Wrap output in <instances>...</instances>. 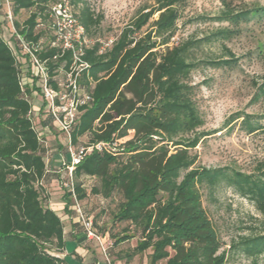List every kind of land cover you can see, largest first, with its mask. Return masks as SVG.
Instances as JSON below:
<instances>
[{
	"label": "trees",
	"instance_id": "trees-1",
	"mask_svg": "<svg viewBox=\"0 0 264 264\" xmlns=\"http://www.w3.org/2000/svg\"><path fill=\"white\" fill-rule=\"evenodd\" d=\"M58 1L11 0L18 31L28 41L43 39L38 55L46 60L54 87L58 70L69 69L72 61L70 50L50 46L48 12ZM69 1L92 38L103 14H97L86 0ZM182 1L156 0L157 6L133 18L111 47L101 52L96 41L86 49L84 59L90 66L79 84L93 99L78 107L71 142L77 146L88 136L85 146L117 145L111 151L88 153L73 169L72 182L79 201L88 191L107 198L120 194L114 217L140 231L135 251L152 249L150 264H225L226 252L203 205V190L212 193L226 185L264 213V163L252 172L196 164L191 150L208 133L199 131L204 120L189 76L199 64L234 67L238 58L231 50L227 55L231 58L197 61L193 51L203 44L231 40L242 23L264 17V6L238 8L224 2L219 14L205 17L228 25L170 46ZM23 11L29 14L19 21ZM1 12L5 14L3 0ZM150 23L152 30L143 34ZM163 45L164 51L157 49ZM20 64L0 32V264H69L59 256L66 246L63 220L43 202L46 145L35 127L33 103L20 81ZM254 88L252 102L264 101V77ZM238 121L247 134L264 131V113L237 111L225 124ZM130 131L133 137L120 143ZM90 178L96 181L88 187ZM68 197L72 199L69 189ZM232 248L252 257L264 254V227L242 236Z\"/></svg>",
	"mask_w": 264,
	"mask_h": 264
},
{
	"label": "rangeland",
	"instance_id": "rangeland-1",
	"mask_svg": "<svg viewBox=\"0 0 264 264\" xmlns=\"http://www.w3.org/2000/svg\"><path fill=\"white\" fill-rule=\"evenodd\" d=\"M86 2L97 14L104 16L100 25L93 29V39L116 36L142 10L157 6L156 0H86ZM224 2L238 8L264 6V0H183L178 5L179 19L174 35L176 39H171L169 45L176 44L178 38L179 42L188 38H201L228 25L205 17L219 14L225 6ZM72 10H76V7H72ZM28 14V11H23L19 21ZM158 15L159 12L154 14V18L156 19ZM7 25L8 22L1 12L0 32L7 42L13 43ZM150 30L151 23L144 27L143 34ZM157 49L164 51L165 46H159ZM228 50L238 58L234 67L215 68L199 64L190 73L189 82L193 86L194 100L204 120L199 131L208 133L191 152L197 156V165L207 167L227 165L252 172L259 164L264 163V131L247 134L240 128V121L231 125L225 123L227 118L237 111L264 113V101L252 102L254 84L264 77V17H252L242 23L241 31L231 40L203 44L195 48L193 58L196 61L219 57L231 58L227 56ZM19 57L23 65L24 55L21 52ZM59 75L64 74L60 72ZM29 90L30 101L39 108V111L34 112L35 127L46 145L48 172L42 181L45 189L43 202L56 208L54 210L62 217L64 226L68 227L72 225V219L67 218L64 210L59 207L64 200L73 205L72 199L68 197L67 187L70 174L68 166L71 162L67 137L52 120L37 85L34 83L33 88ZM132 137L133 131H130L128 136L119 142L122 143ZM88 140V136H84L78 145H85ZM174 148L175 146H171V149ZM95 181L90 178L86 181L87 186H91ZM88 192L89 195L80 200V203L86 216L93 219L97 232L102 235L104 246L107 247V256L96 239L86 237L85 244L90 250L87 263L150 264L152 249L142 253L135 251L141 237L140 231H136L134 225L129 222L118 221L114 217L118 211L120 194L114 193L112 197L107 198ZM202 202L221 239V250L226 252L225 264H264V254L252 257L232 248V244L242 236L263 230L264 213L259 212L249 199L240 196L226 185L218 186L212 193L203 190ZM72 210L67 208L66 213L76 218L75 209ZM126 229L128 231H125ZM123 236L130 237L115 243Z\"/></svg>",
	"mask_w": 264,
	"mask_h": 264
},
{
	"label": "built area",
	"instance_id": "built-area-1",
	"mask_svg": "<svg viewBox=\"0 0 264 264\" xmlns=\"http://www.w3.org/2000/svg\"><path fill=\"white\" fill-rule=\"evenodd\" d=\"M3 2L5 4L4 17L8 22L7 28L13 38V43L8 41V44L18 60L20 59V52L24 55V59L22 60L24 61L23 65L20 64L21 84L25 88V91H27L26 96L28 98L30 93L29 89L33 88L34 83L37 85L43 99L46 101L47 111L52 120L66 135L67 148L71 157V162L68 166L70 180L67 183V187L72 192L73 208L76 211L78 222L81 224L87 238L96 239L102 245V251L107 256V247L104 246L102 235L95 229L93 219L86 216L80 201L75 195L72 174L75 166L88 153L94 149L114 150L117 142H98L90 146H75L71 142V131L78 115V107L89 104L93 99L92 95L84 91L79 84L81 74L88 70L90 66L84 59L85 51L88 47L94 45L96 41H99L101 43L100 51L102 52L113 45L116 36L112 35L106 39L90 38L84 26L72 10L73 6L69 0H59L53 4L48 12V30L51 35L50 46L59 47L63 51L70 50L72 58L69 69L58 70V74L54 77L57 79L56 87H54L50 83L51 76L47 62L38 55V51L42 48L43 39L37 42L26 40L24 35L15 26L11 0H3ZM172 39L175 40L176 37ZM178 43L179 38L176 41V44ZM13 45L18 48L17 51ZM60 72H63L64 75L60 76ZM35 111H39V108H36V106H34Z\"/></svg>",
	"mask_w": 264,
	"mask_h": 264
},
{
	"label": "crops",
	"instance_id": "crops-1",
	"mask_svg": "<svg viewBox=\"0 0 264 264\" xmlns=\"http://www.w3.org/2000/svg\"><path fill=\"white\" fill-rule=\"evenodd\" d=\"M50 207L56 209L53 206ZM59 207H61L64 210L67 218L72 219V225L68 227L64 226V236L66 239V246L63 252L59 253V256L61 258H64L69 264H88L87 261L90 258V254H89L90 250L85 244L86 242L85 238L87 236L81 224L78 222L77 216L76 218H74L73 216L70 217V215L66 213L67 208L71 210L74 209L73 205H69L67 200L66 201L64 200L60 203ZM72 211L74 212V210ZM97 264H99V262H97Z\"/></svg>",
	"mask_w": 264,
	"mask_h": 264
}]
</instances>
